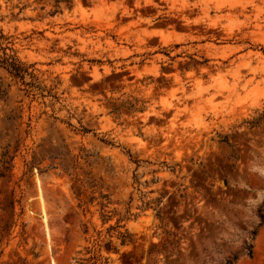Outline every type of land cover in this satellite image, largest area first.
<instances>
[{"label": "rangeland", "instance_id": "1", "mask_svg": "<svg viewBox=\"0 0 264 264\" xmlns=\"http://www.w3.org/2000/svg\"><path fill=\"white\" fill-rule=\"evenodd\" d=\"M0 264H264V0H0Z\"/></svg>", "mask_w": 264, "mask_h": 264}, {"label": "trees", "instance_id": "2", "mask_svg": "<svg viewBox=\"0 0 264 264\" xmlns=\"http://www.w3.org/2000/svg\"><path fill=\"white\" fill-rule=\"evenodd\" d=\"M249 254H250V252H249Z\"/></svg>", "mask_w": 264, "mask_h": 264}]
</instances>
